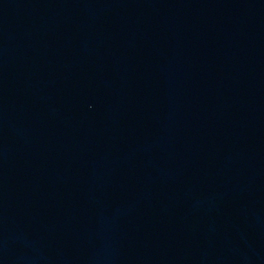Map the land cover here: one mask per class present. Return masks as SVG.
<instances>
[{
	"label": "water",
	"instance_id": "95a60500",
	"mask_svg": "<svg viewBox=\"0 0 264 264\" xmlns=\"http://www.w3.org/2000/svg\"><path fill=\"white\" fill-rule=\"evenodd\" d=\"M0 264H264V0H0Z\"/></svg>",
	"mask_w": 264,
	"mask_h": 264
}]
</instances>
